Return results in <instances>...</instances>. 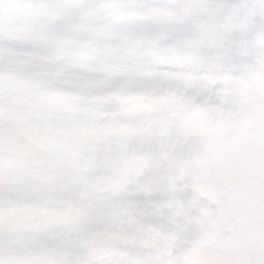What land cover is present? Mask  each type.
Wrapping results in <instances>:
<instances>
[{"label": "snow or ice", "instance_id": "obj_1", "mask_svg": "<svg viewBox=\"0 0 264 264\" xmlns=\"http://www.w3.org/2000/svg\"><path fill=\"white\" fill-rule=\"evenodd\" d=\"M0 264H264V0H0Z\"/></svg>", "mask_w": 264, "mask_h": 264}]
</instances>
